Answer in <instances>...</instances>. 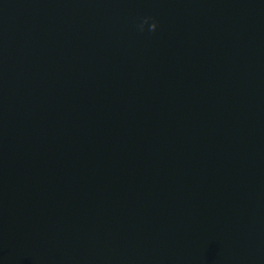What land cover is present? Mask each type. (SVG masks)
<instances>
[{"label": "water", "instance_id": "95a60500", "mask_svg": "<svg viewBox=\"0 0 264 264\" xmlns=\"http://www.w3.org/2000/svg\"><path fill=\"white\" fill-rule=\"evenodd\" d=\"M0 264H264V0H0Z\"/></svg>", "mask_w": 264, "mask_h": 264}]
</instances>
